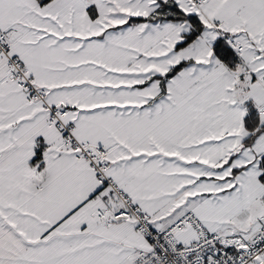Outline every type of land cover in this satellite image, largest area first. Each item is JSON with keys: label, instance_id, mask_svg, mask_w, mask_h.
Instances as JSON below:
<instances>
[{"label": "snow or ice", "instance_id": "snow-or-ice-1", "mask_svg": "<svg viewBox=\"0 0 264 264\" xmlns=\"http://www.w3.org/2000/svg\"><path fill=\"white\" fill-rule=\"evenodd\" d=\"M0 264H264V0H0Z\"/></svg>", "mask_w": 264, "mask_h": 264}]
</instances>
